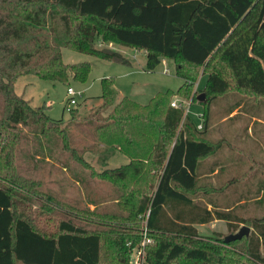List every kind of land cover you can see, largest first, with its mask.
Wrapping results in <instances>:
<instances>
[{"label": "trees", "instance_id": "1", "mask_svg": "<svg viewBox=\"0 0 264 264\" xmlns=\"http://www.w3.org/2000/svg\"><path fill=\"white\" fill-rule=\"evenodd\" d=\"M110 41L145 50L148 69L175 59L186 79L181 95L207 73L202 127L189 113L183 119L171 90L141 103L118 98L115 78L104 77L96 108L82 116L70 109L89 133L80 144L44 104L16 91L24 74L86 79L91 63L65 62L64 47L130 64ZM263 110L264 0H0V264H131L145 221L154 240L146 264H264V213L242 215L250 195L264 206V178L253 182L250 153L219 158L234 145L229 132L212 137L215 120L248 114V133ZM117 150L129 160L95 166L94 156L105 162ZM42 162L69 170L77 194L73 184L50 190ZM109 180L116 210L102 208L96 186ZM215 219L251 231L230 242L199 233L197 223Z\"/></svg>", "mask_w": 264, "mask_h": 264}, {"label": "rangeland", "instance_id": "2", "mask_svg": "<svg viewBox=\"0 0 264 264\" xmlns=\"http://www.w3.org/2000/svg\"><path fill=\"white\" fill-rule=\"evenodd\" d=\"M107 45L122 52L131 60V63L113 61L70 47H64L63 60L65 62L89 61L91 63V70L86 79H71L68 82H63L44 79L35 74H24L16 81V91L19 94L23 93L26 98L31 100L33 105L44 104L46 106V111L52 118L62 119L64 124L73 130L75 136L79 137L77 140H79L80 144H87L89 141L88 138H90L89 133L81 129L80 125L77 126L78 120L72 117V112L68 106L76 108L75 110H78V114H81V116L96 108L102 102V78L104 77L115 78L118 98L128 96L141 103L149 102L150 99L160 91L171 90L173 96L170 101L176 100L179 104H183L185 110L183 119L186 114L189 113L194 120L198 121V124L203 123L204 103L199 100L198 96L204 92V98L205 100L207 99L206 92L202 90L207 84V73L201 70L195 81L194 92L192 90L188 96L181 95L179 93V88L186 82V79L177 74V63L175 59L169 57L164 58L154 69H148L146 67L147 55L144 50H139L120 43H116L115 45L114 41L108 42ZM165 67H169V70L166 71ZM68 86H73L76 90L81 91V95H78V101L75 104H71L69 101L70 96L67 92ZM238 110L239 108H236L232 114L236 113ZM250 119L251 117L248 114H241L234 122H229L226 118L217 119L214 121L212 127V137H214L215 140H219L223 138V136L228 135L229 132L230 136L234 139V145H232V147L227 145L221 148L218 153L220 159H226L231 154L241 155L253 153L255 157L248 154L250 158H248L249 160L246 158V160L248 165L252 164V167L257 170L256 175L252 178L253 182H257V178H264V110L261 115L254 117V124H251L249 126L250 128H248V133H245L246 125L251 123ZM85 155L89 159L92 157L90 153ZM64 157L74 162L72 158H70L69 153L66 152ZM92 159L95 166L98 169H102L125 163L128 161V156L117 150L105 162H100L96 156ZM28 162L32 164L31 159H28ZM38 174L47 179L48 188L50 190H54L58 193L62 191V193H64L69 191L70 189L68 188H72L71 184H73L74 187L72 189L75 194H77L78 190L73 182L71 172L69 170H64L57 162H42ZM215 178L216 177L213 179L215 180ZM96 186L98 193L105 197V199L102 200V208L108 206L112 209L115 208V210L118 209L115 204V197L118 192L117 186L110 180L101 181L98 185L96 184ZM258 196L250 195L249 199L244 200L245 202L248 201L246 207L242 210V215L246 218L264 213V206L256 203L255 199L258 198ZM34 203L32 209L38 210L40 202L34 201ZM91 208H94V205H91ZM59 215L62 216V214ZM85 218L93 219L90 217ZM99 221L105 222L102 219H99ZM140 225L141 223H139L138 227H140ZM242 225H240V227ZM212 227V225L208 224L200 225V231L203 233L212 231ZM240 227L235 231L224 228V230H216L211 234L203 235L212 236L219 234L226 236L231 232L238 231Z\"/></svg>", "mask_w": 264, "mask_h": 264}, {"label": "built area", "instance_id": "3", "mask_svg": "<svg viewBox=\"0 0 264 264\" xmlns=\"http://www.w3.org/2000/svg\"><path fill=\"white\" fill-rule=\"evenodd\" d=\"M165 70L168 71L169 67H165ZM67 92L70 96V103L75 104L78 101V95H81V91L76 90L73 86H68ZM172 105L183 107V104H179L176 100L172 101ZM68 108L71 109V107L69 106ZM198 126L202 127V123H199ZM152 242L153 239L149 234V228L145 221L141 226V241L134 248L133 256L131 258V264H146L147 247Z\"/></svg>", "mask_w": 264, "mask_h": 264}, {"label": "water", "instance_id": "4", "mask_svg": "<svg viewBox=\"0 0 264 264\" xmlns=\"http://www.w3.org/2000/svg\"><path fill=\"white\" fill-rule=\"evenodd\" d=\"M200 100H204V92L198 96ZM251 231V227L244 224L240 227V229L236 232H231L225 236V241L230 242V241H235L242 239L244 235H248Z\"/></svg>", "mask_w": 264, "mask_h": 264}, {"label": "crops", "instance_id": "5", "mask_svg": "<svg viewBox=\"0 0 264 264\" xmlns=\"http://www.w3.org/2000/svg\"><path fill=\"white\" fill-rule=\"evenodd\" d=\"M114 44V43H113ZM115 45H116V43H115ZM113 46V45H112ZM137 49V48H136ZM140 50V49H139ZM145 51V50H144ZM145 53H146V51H145ZM126 155V154H125ZM128 160H129V158H128ZM220 223H221V225H220ZM206 224H208V225H212L213 227H212V231H206L205 233H203V232H201L200 231V225H206ZM197 225V228H198V230H199V233L200 234H211V233H213L214 231H216V230H224V228L226 229V228H228V226H227V223H226V221L224 220V219H215V220H213V221H210V222H206V223H197L196 224Z\"/></svg>", "mask_w": 264, "mask_h": 264}]
</instances>
